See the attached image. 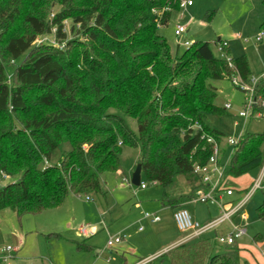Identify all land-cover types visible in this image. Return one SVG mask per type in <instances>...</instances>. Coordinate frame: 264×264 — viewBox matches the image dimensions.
Listing matches in <instances>:
<instances>
[{"label":"trees","instance_id":"1","mask_svg":"<svg viewBox=\"0 0 264 264\" xmlns=\"http://www.w3.org/2000/svg\"><path fill=\"white\" fill-rule=\"evenodd\" d=\"M180 2L0 0V182L7 179L0 211L20 219L56 209L69 195L101 194L100 177L119 170L121 146H136L127 120L137 127L141 174L162 188L161 205L174 210L191 202L201 188L193 166L211 155L206 139L220 145L221 160L226 151L223 135L206 125L208 115L225 114L207 81L248 85L251 73L245 56L230 58L226 47L228 60L215 58L208 42L172 56L158 29ZM253 96L262 113L264 77ZM263 142L245 132L225 174L235 179L262 168ZM65 143L70 151L49 165ZM260 191L256 214L264 223L263 184ZM211 247L200 242L182 254L193 256L192 264H238V250L212 254Z\"/></svg>","mask_w":264,"mask_h":264},{"label":"rangeland","instance_id":"2","mask_svg":"<svg viewBox=\"0 0 264 264\" xmlns=\"http://www.w3.org/2000/svg\"><path fill=\"white\" fill-rule=\"evenodd\" d=\"M187 2L191 5L187 6ZM262 16L261 0H181L178 9L171 11L167 23L158 29V33L167 41L172 56L178 57L186 50L185 42H208L213 56L219 58L216 43L221 40L227 44L230 58L240 55L247 58L250 80L257 81L264 77V33L259 30ZM69 23L64 22L68 37ZM177 25L184 28L179 36L174 35ZM258 36L261 40L256 42ZM42 41L53 43L52 38ZM207 84L216 89V107L230 106L225 114L206 118V125L222 134L224 142L236 140L245 132L264 136V110L262 113L250 110L246 121L237 118L245 109L247 93L227 79L208 80ZM126 123L136 146H121L119 170L100 177L101 194L69 195L56 209L20 219L9 209L0 211V244L16 247L19 241L22 242L13 264H133L138 260H146L145 264H192L193 256L183 257L182 253L184 250L191 253L194 245L203 240L211 244L215 254H221L227 248L238 250V264H264V223L256 214L262 201L260 189L254 191L231 222H224L196 237L184 250L168 254L187 234L176 229L171 209H162L160 186L148 183L142 174L140 184L144 185L143 189L130 184L140 158V145L135 122L127 120ZM261 150L264 153V142ZM69 151L68 143L61 144L48 164L56 165ZM231 151L232 148L225 151L222 163L227 162ZM262 171L264 185V162L262 168L238 179L229 177L226 186L231 188L232 195L224 197L223 202L231 205L240 202ZM6 180L1 179L0 183L4 184ZM86 198L90 200L86 201ZM186 210L200 226L219 216L217 207L211 204L190 203ZM144 214H157L160 221L151 224L143 219ZM82 227L91 234L80 235L78 230ZM234 229L243 230L244 234L232 246L214 245L213 240ZM117 234L123 237L121 242L107 248L108 239ZM78 245L85 249L78 250Z\"/></svg>","mask_w":264,"mask_h":264},{"label":"built area","instance_id":"3","mask_svg":"<svg viewBox=\"0 0 264 264\" xmlns=\"http://www.w3.org/2000/svg\"><path fill=\"white\" fill-rule=\"evenodd\" d=\"M187 6H190L191 3L187 2ZM184 32V28L180 25H177L174 30V35L179 36ZM264 32H261L263 34ZM261 37L258 36L256 38V42H259ZM184 45L186 48L189 47V43L185 42ZM227 44L225 42H221L218 44L217 51L221 58H226L223 54V48H226ZM232 83L235 86H238L240 90L244 91L248 94L245 109L238 114V117L247 120L248 112L255 108L256 102L253 96V88L256 81L250 80L248 85H240L236 80H233ZM230 109L229 105L224 106V110ZM241 136H239L236 140L227 139L225 141L226 146L232 148L230 155L228 156V160L232 155L233 148L238 144V141ZM207 143L211 144V155L204 166H193V172L198 177L201 188L197 190L195 197L191 200V203L198 204H211L215 205L219 211L218 218L209 221L203 226H200L197 222L191 219L189 212L186 209L180 208L173 212L172 218L176 229L183 234H189L190 237L196 238L206 232L212 231L214 228L219 226L224 222H231L234 215H236L244 206L249 197L254 193V191L262 188V173L258 180L252 183L251 187L245 192L244 198L238 202L237 204H228L223 202L224 197H230L232 195V190L226 186L229 177L225 174L227 162L222 163L221 160V149L220 145L217 144L211 138L206 139ZM1 179H6L4 176ZM1 184V183H0ZM140 188H144L143 184L139 185ZM89 198H86V201H89ZM144 220L149 221L152 224L159 222L158 216L155 214H144ZM78 233L84 237L90 235L91 233L84 227L78 230ZM244 234L243 230L234 229L233 232L227 234L225 236H219L216 238V242L219 246H232L236 239H239ZM123 237L118 235L110 237L106 243L107 248H112L115 244L121 242ZM22 245V242H18V246L13 247L11 245H2L0 244V264H12L16 253L19 250V247ZM146 260L139 262L138 264H145Z\"/></svg>","mask_w":264,"mask_h":264},{"label":"crops","instance_id":"4","mask_svg":"<svg viewBox=\"0 0 264 264\" xmlns=\"http://www.w3.org/2000/svg\"><path fill=\"white\" fill-rule=\"evenodd\" d=\"M263 17V16H262ZM262 20V19H261ZM261 22V21H260ZM260 25V24H259ZM228 47V46H227ZM228 51H229V48H228ZM229 54H230V51H229ZM240 56H244V55H240ZM240 56H238V57H240ZM247 59V58H246ZM247 62H248V60H247ZM248 66H249V63H248ZM249 70H250V68H249ZM237 118H239L238 116H237ZM241 119V118H240ZM243 120V119H242ZM244 121H246V120H244ZM229 147L228 146H226V150L228 149ZM225 156V155H224ZM223 159H224V157H223ZM222 159V160H223ZM262 173V176H263V171L261 172ZM240 178V177H239ZM235 179H238V178H235ZM229 183V180H228V182H227V184ZM231 189V188H230ZM223 200H224V198H223ZM161 203V202H160ZM191 202H189V203H187V204H185V205H183L182 207H179V208H176V209H174V210H172L171 209V211H172V215H173V212L174 211H176V210H178V209H180V208H183V209H186V206L188 205V204H190ZM161 207H162V209H169V208H167V207H164V206H162L161 205ZM242 210V209H241ZM241 210L236 214V215H238L240 212H241ZM219 212V211H218ZM156 216H157V214H155ZM236 215H234L233 216V218L236 216ZM232 218V219H233ZM173 219V218H172ZM160 221V220H159ZM158 223V222H157ZM152 224V223H151ZM156 224V223H155ZM181 234H183V233H181ZM205 234V233H204ZM118 236H120L119 234H117ZM116 236V235H115ZM122 237V236H121ZM196 238H192V237H190V235L189 234H187L186 236H184V237H182V239L175 245V246H173V247H176V246H178V245H181V244H187V243H190V242H192V241H194ZM216 240V239H215ZM214 241V240H213ZM202 243H209V242H207L206 240H203L202 241ZM209 245H211L210 243H209ZM214 245H216V244H214ZM217 246H219V245H217ZM211 253L212 254H215V253H213L212 252V250H211ZM14 260H15V258H14ZM13 260V261H14ZM141 261H143V260H138L137 262H135V263H133V264H138L139 262H141ZM12 264H13V262H12Z\"/></svg>","mask_w":264,"mask_h":264},{"label":"water","instance_id":"5","mask_svg":"<svg viewBox=\"0 0 264 264\" xmlns=\"http://www.w3.org/2000/svg\"><path fill=\"white\" fill-rule=\"evenodd\" d=\"M140 178H141V166H140V163H138L131 176L130 184L134 187H139Z\"/></svg>","mask_w":264,"mask_h":264}]
</instances>
